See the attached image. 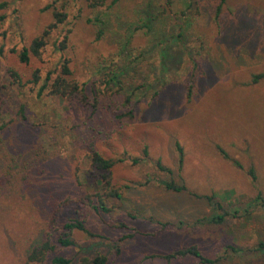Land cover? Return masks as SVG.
<instances>
[{"label":"rangeland","instance_id":"374dc122","mask_svg":"<svg viewBox=\"0 0 264 264\" xmlns=\"http://www.w3.org/2000/svg\"><path fill=\"white\" fill-rule=\"evenodd\" d=\"M92 2L0 0L5 163L12 165L6 148L15 158L33 149L40 169L54 176L52 191L60 202L100 190L89 146L115 161L111 184L122 189L124 201L116 203L111 223L122 222L135 233L125 231L132 236L120 241L123 231L75 203L65 206L57 220L60 229L68 218L85 214L87 227L105 237L98 245L110 250L108 264H198L188 257L170 263L160 258L192 246L219 259L217 264H264V207H248L258 194L264 198V78L252 83L264 73V0H226L218 19L219 0H196L198 9L187 8L188 0H170V7L165 0H106L94 9ZM161 4L167 18L145 26L147 8L159 10ZM56 14L64 21L50 32L40 56L28 53V62L21 63L23 49L56 21ZM96 15L109 17L100 39ZM166 37L174 39L166 42ZM172 49L176 64L161 65L162 52ZM64 62L78 96L83 88L84 103L51 92ZM114 66L125 68V80L138 88L141 101L129 118H122L129 111L121 107L122 96L109 97L118 95L106 84ZM93 87L98 91L95 111L89 106ZM133 158L140 162L133 165ZM157 161L172 173L159 171ZM156 180L175 181L186 191H167ZM210 195L215 197L211 204L203 198ZM31 197L27 192L0 199V264H25L29 248L48 231L45 200ZM223 213L220 225L201 223ZM50 235L55 243L58 232ZM71 237L77 247L56 245L53 255L77 264L94 249L84 233L74 230Z\"/></svg>","mask_w":264,"mask_h":264},{"label":"trees","instance_id":"16d2710c","mask_svg":"<svg viewBox=\"0 0 264 264\" xmlns=\"http://www.w3.org/2000/svg\"><path fill=\"white\" fill-rule=\"evenodd\" d=\"M188 6L187 8L191 9L194 6L197 5L196 0H188ZM226 0H219V3L216 7L215 14L216 18L218 19L219 14L221 12V8ZM106 0H93L91 3V7L98 8L103 7L105 5ZM113 2L112 4H114ZM165 4L170 7L171 3L170 0H165ZM198 9V6H196ZM171 9V8H170ZM169 11L167 9H164V6L161 4L159 7V10H151V7L149 6L146 11V24H150L153 20H157L160 17H162V20H165L164 15L168 14ZM181 15H184V13H181ZM94 18L95 25H97V39H100L103 37L104 31H105V23L109 22V17L107 15H103L100 17ZM55 22L48 25V27L42 32V34L35 38L29 48L23 49L21 52L19 58L21 63H27L28 62V53H31L33 56L39 57L41 54L42 49L47 44V39L49 38L50 32L55 30L58 26V24L62 23L64 21V15L63 14H56L54 16ZM167 18V17H166ZM177 19V18H176ZM177 37H181V34H179ZM174 39V38H173ZM171 37H166L164 40L166 42H171L173 40ZM127 44V43H126ZM65 46V41L62 42V44L59 46L62 49ZM173 49L167 52H162V61L161 65L163 64H176V57L174 53H172ZM204 61L207 62V57H204ZM168 62V63H166ZM210 62V59L209 61ZM68 63L64 62L61 68V75L62 77H57L52 84H51V92L54 96H56L59 99H66L69 102L77 100V101H84L86 100V96L84 94L83 88H81L80 96H78V86L73 81H70L66 79L71 75V72L68 68ZM163 66V67H164ZM115 67V68H114ZM113 72L110 73V78L106 81L107 86H113L117 88V94L115 92H112L109 97H119V95L122 96L121 100V107L128 109L129 111L122 115V118H129L132 117L133 112L135 111V108L137 107L139 101L141 99H137V95H135V91L138 90L133 88L134 84L127 82L125 79L126 77V69H120L119 66H114ZM11 75L15 78H19L17 73L11 72ZM67 76V77H66ZM264 78V73L255 75L253 77L252 83H257V81ZM50 80V76L46 78V83L40 88L39 95L43 92V90L47 87V82ZM146 89V87H145ZM93 93V99L92 103L89 105L93 111L94 108H96V104L98 103V91H96L95 87L92 89ZM84 105H87L86 103ZM4 111V107L0 101V116L2 115ZM19 115H22V110L18 111ZM116 118H120L121 116H116ZM176 150L179 153V167H181L183 163V151L180 145L177 143ZM4 148V145L0 141V199L4 197H11L13 194L21 195L24 197V194L27 192H30L32 195V200L35 202V200H39L41 197L45 200V206L47 205V208L45 211V221L44 223L48 226V231L46 233H42L43 237L42 239L33 244L26 254V260L25 264H71V260L69 258H66L64 256L60 255H53L54 250L56 249V245L62 247V248H75L77 247L76 242L71 237V232L76 230L79 232H82L86 235V237L89 239V245L92 246L94 249L91 254H85L84 256H81L78 259L77 264H108L110 260V250L106 248L100 247L98 245L100 240H105V237L99 234L93 233L86 225V216L85 214L79 216L78 218H68V220L62 225L60 229L57 228L58 225V217L60 216L63 208L69 204H78L82 205L86 210L93 211L96 215L100 217V219L110 228L117 229L123 231L122 236L118 239L120 241H124L132 236V234H128L125 232L133 231L130 229L126 224L116 221L114 224L112 213L113 210L118 208L121 202L124 201L123 195H122V189L115 188L111 184V169L116 163L112 160H107L101 156L99 152H97L93 146H89V152L91 154L90 162L93 168L100 173V177L98 179V185L100 187V190L96 193L90 194V193H84L81 196L78 197H72L68 196L65 199H63L60 202L56 201L55 193L52 191V186L55 183L53 178L54 176H51L49 174L45 175V169H40L42 166V162L40 159L36 158L35 151L33 149H30L26 153H22L16 156H12V152L10 150V153L7 150V152L10 157L12 158L11 162L12 165L9 163H5L3 154L4 151L1 152V150ZM224 154L223 152H221ZM144 157L148 156L147 150H143ZM140 160L137 158L131 159V163L133 165L139 163ZM156 167L161 172H166L169 175L172 173L171 170L167 167H164L160 164L159 161L156 162ZM51 182H47L49 180ZM45 180V181H44ZM162 187H164L165 190L175 192V193H181L186 191V187L182 184H178L175 181H158L156 180ZM128 189L127 186L123 187V189ZM20 192H18V191ZM208 203H214L215 197L214 195L205 196L203 197ZM112 201V203H110ZM255 204H258L260 206L264 207V198L260 194H258L254 199L248 204V207H254ZM215 208L220 210L222 207L219 204H215ZM210 217V216H209ZM225 217V213L222 215H214L210 218H207L206 221H201V223L210 224V225H220ZM160 227L166 228L169 224H162L160 222H156ZM57 231L58 236L57 239H55V243L52 240V236L50 235V231ZM134 232V231H133ZM135 233V232H134ZM261 247H264V245L260 244ZM114 246V249L116 247H119L117 244L111 245ZM113 248V247H112ZM235 252L234 249H231ZM81 251V250H80ZM91 251V249L89 250ZM83 252V251H82ZM116 252L120 253V248L116 250ZM192 258L198 262V264H217L219 259H211L209 257L204 256L201 251L197 247H188L179 249L176 251H173L172 253H169L167 255H163L160 258L165 260L166 262L170 263L173 260L176 259H182V258Z\"/></svg>","mask_w":264,"mask_h":264}]
</instances>
